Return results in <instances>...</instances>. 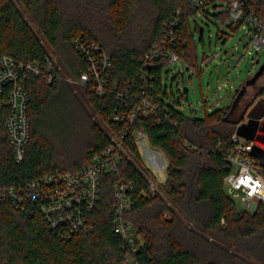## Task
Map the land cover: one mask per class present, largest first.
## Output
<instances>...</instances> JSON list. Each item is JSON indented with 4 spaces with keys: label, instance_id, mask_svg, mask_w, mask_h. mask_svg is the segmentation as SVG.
Segmentation results:
<instances>
[{
    "label": "trees",
    "instance_id": "16d2710c",
    "mask_svg": "<svg viewBox=\"0 0 264 264\" xmlns=\"http://www.w3.org/2000/svg\"><path fill=\"white\" fill-rule=\"evenodd\" d=\"M224 2L211 0L223 22L228 16ZM250 6L264 20V0H250ZM178 9L182 59L195 71L200 66L195 33L201 39L203 33L202 25L191 23L200 11L187 0H0V55L19 63L52 58L33 23L58 56L50 82L19 72L30 96V137L22 161H16L9 143L8 107L0 108V186L23 187L44 174L80 168L110 142L94 113L118 129L121 124L111 121V114L127 110L143 89L153 85L169 97L162 77L167 63L147 64L143 57L161 38L162 23ZM78 35L104 46L113 63L111 79L132 89L127 98L114 91L100 96L79 81L86 63L72 43ZM61 68L75 81H68ZM237 97L201 116L185 114L166 100V115L137 118L133 129L143 131L167 158L161 184L165 192L143 194L149 184L131 132L127 145L133 159L125 156L118 172L102 176L100 199L88 215L89 230L62 238L36 204L28 201L17 208L10 199L0 200V264H118L124 245L113 224L119 176L133 183L127 218L140 243L138 264H264V202L255 211L239 210L225 191V177L233 169L226 153L234 146L232 135L241 130Z\"/></svg>",
    "mask_w": 264,
    "mask_h": 264
},
{
    "label": "built area",
    "instance_id": "2783aa9c",
    "mask_svg": "<svg viewBox=\"0 0 264 264\" xmlns=\"http://www.w3.org/2000/svg\"><path fill=\"white\" fill-rule=\"evenodd\" d=\"M228 12L225 24L228 27L243 28L250 34L249 50L260 51L264 48V20L250 6V0H223ZM188 5L199 11L212 4L211 0H187ZM213 6V5H212ZM215 8V7H214ZM216 10V9H215ZM182 12L176 11L173 17L162 23L161 38L145 53L147 64L185 62L182 59V47L185 41L179 33ZM76 51L85 60L86 67L79 81L91 86L102 96L114 91L120 98L128 97L130 87L122 88L118 81L111 79L113 63L104 46L95 40L78 35L73 39ZM54 60L45 62H16L9 55H0V108L8 107L6 127L9 143L16 161H22L26 154V145L30 137V122L27 105L30 100L28 91L19 82V72L25 71L43 76L48 82L54 78ZM154 86L143 89L134 104H128L127 110L114 111L110 120L121 124L118 129H111L110 142L74 171H57L44 174L29 181L23 187L0 186V200L10 199L17 208H24L30 201L44 216L48 225L62 238H69L80 230H89L88 215L100 199L101 179L104 174L118 172L126 156L133 159L127 139L131 132L139 147H147L148 137L141 130H134L137 118L151 115H166V98L156 92ZM156 92V93H155ZM126 97V98H127ZM134 130V131H133ZM234 146L226 153L233 169L225 177V187L231 193L242 194L248 201V210L255 211L264 202V169L262 163L253 155L255 141L243 138L236 132L232 135ZM161 157L153 151L151 159ZM164 160V159H163ZM236 165V169H234ZM164 162L159 167L162 169ZM148 179V190L143 194L156 195L159 191L155 182L156 173L148 163L142 167ZM161 174V172H160ZM133 183L126 177L119 176L114 183V231L123 240V255L118 264H138L136 253L140 243L127 213L133 205L131 190Z\"/></svg>",
    "mask_w": 264,
    "mask_h": 264
},
{
    "label": "rangeland",
    "instance_id": "374dc122",
    "mask_svg": "<svg viewBox=\"0 0 264 264\" xmlns=\"http://www.w3.org/2000/svg\"><path fill=\"white\" fill-rule=\"evenodd\" d=\"M212 5L209 4L205 10L198 12L196 17H191L192 24L196 21L204 28L202 39L199 38L198 33H195L199 69L195 71L189 69L185 63L182 64L180 61L166 64L162 68L163 83L166 84L169 92L166 100L188 115L195 113L201 116L206 109L211 112L216 108L226 107L237 96L241 99L240 107L236 106V114H239L243 107L264 89V71L252 85L249 84L264 63V48L260 51L251 49L248 52L250 34L241 27L233 31L215 14L216 10ZM18 6L30 19L25 9L20 4ZM32 25L43 39L50 56L58 62L54 49L43 38L38 27L33 23ZM257 59L260 61L257 62ZM61 71L68 81H75L71 75L64 72L63 68ZM194 110L196 112H193ZM93 118L98 120L108 133H111L107 121L105 122L100 115L94 113ZM256 137V142L261 145L264 154V125H259ZM139 149L143 157L142 165L146 166L147 163L151 165L156 173L154 180L158 183L159 191L164 193L161 184L166 181L167 158L165 154L160 149L152 147L149 142L146 148L139 147ZM153 151L158 152L161 157L151 159ZM163 162L164 166L160 169ZM260 163H264V157L260 159ZM236 168L234 165V169ZM225 191L235 200L239 210L248 208V201L243 199L242 194L231 193L227 187Z\"/></svg>",
    "mask_w": 264,
    "mask_h": 264
},
{
    "label": "crops",
    "instance_id": "0c3cea01",
    "mask_svg": "<svg viewBox=\"0 0 264 264\" xmlns=\"http://www.w3.org/2000/svg\"><path fill=\"white\" fill-rule=\"evenodd\" d=\"M239 107L238 104V108ZM236 110L237 107L235 111ZM238 115H241L237 124L241 127V130H238L236 133L243 138L253 139L255 141L253 155L258 161H260V159L264 157V154L263 148H261V145H258L256 142V134L259 125H264V92L259 95L256 94L254 98L243 107Z\"/></svg>",
    "mask_w": 264,
    "mask_h": 264
},
{
    "label": "water",
    "instance_id": "95a60500",
    "mask_svg": "<svg viewBox=\"0 0 264 264\" xmlns=\"http://www.w3.org/2000/svg\"><path fill=\"white\" fill-rule=\"evenodd\" d=\"M203 31H204V28H203V26H201V28H200V33L202 34ZM256 61L259 62L260 60L257 59ZM263 71H264V63L260 66L259 70H258L257 73L255 74L253 81H250L249 84H253V83L257 80V78L263 73ZM245 91H246V90H245ZM245 91H244V92H245Z\"/></svg>",
    "mask_w": 264,
    "mask_h": 264
}]
</instances>
